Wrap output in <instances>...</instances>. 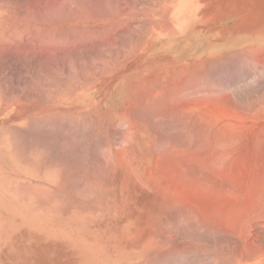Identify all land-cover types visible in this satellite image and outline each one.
I'll return each instance as SVG.
<instances>
[{
	"label": "rangeland",
	"instance_id": "1",
	"mask_svg": "<svg viewBox=\"0 0 264 264\" xmlns=\"http://www.w3.org/2000/svg\"><path fill=\"white\" fill-rule=\"evenodd\" d=\"M161 1L0 0L2 9L30 12L23 34L14 29L0 41L6 72L23 75L13 84L23 93L14 108L28 110L9 114L15 128H0V264L244 263L241 231L236 238L221 221L165 210L142 178L170 141L190 142L196 122H229L251 133L243 138L263 130L264 16L231 54L151 59L145 28ZM198 161L197 172L205 166ZM149 232L155 238L146 247ZM250 234L264 244V230Z\"/></svg>",
	"mask_w": 264,
	"mask_h": 264
},
{
	"label": "bare ground",
	"instance_id": "2",
	"mask_svg": "<svg viewBox=\"0 0 264 264\" xmlns=\"http://www.w3.org/2000/svg\"><path fill=\"white\" fill-rule=\"evenodd\" d=\"M259 57H261V56H259ZM142 80H145V79H142ZM172 81H174V80H172ZM176 82L179 83L178 80ZM174 83H175V81H174ZM131 84H132V82H131ZM139 85H141V84H139ZM173 86H175V85H173ZM143 88L146 89L144 86H143ZM143 88H142V90H143ZM159 88H161V87H159ZM148 90H150V89L147 88V92H148ZM171 91H173V90H171ZM177 96H178V94H177ZM213 99H212V101H213ZM214 100H217V99H214ZM152 101H154V100H152ZM204 103H206V102H204ZM217 103H220V102L217 101ZM230 103H231V100H230ZM149 105H150V103H149ZM214 105H215V103H214ZM224 106H226V105H224ZM210 108H212V107H210ZM126 109L124 110L125 112H126ZM162 109H163V107H162ZM183 109H185V108H183ZM187 111L190 112L191 110L189 109ZM204 111L206 112L205 109H204ZM204 111H201V112L203 113ZM234 111H236V110H234ZM258 111H259V109H258ZM251 112L253 113V111H251ZM131 113H133V112H131ZM191 114H193V112H191ZM209 114H210V111H209ZM217 114H216L215 118L218 117ZM184 115L185 114H183V116ZM221 115H223V114L220 113L219 116H221ZM233 115H237V114L234 113ZM238 115L236 116V118L234 116V119L236 120L238 117H240L237 120H239V121L243 120V119H241V117L242 118H244V117L243 116H238ZM263 115H264V113H263ZM186 116L189 117L190 114H189V116L188 115H186ZM193 116H195V115H193ZM227 116H229L228 113L226 114L225 117H227ZM229 117H231V116H229ZM176 118H177V116H176ZM189 118L191 119V117H189ZM210 118H212V117H210ZM210 118H208L209 121H210ZM220 118L223 119V117H220ZM247 118H249V116ZM193 119H194V117H193ZM234 119H233V123H235ZM245 120H250V118L249 119H245ZM122 121H125V120H122ZM187 121H188V119H187ZM201 121H202V119H201ZM201 121H199V122H201ZM251 121H253V120L251 119ZM254 122H257V121H254ZM187 123H189V122H187ZM187 123H185V125ZM196 123L198 125H197V128L196 127L194 128V129H196V131L194 132L195 133V135H194L195 137L192 134L194 129H192V126H191V129L193 131L191 130L192 132H190V133L192 134L193 137H191L192 139H190V137H189L190 142L187 141V137L188 136L185 137V139L183 141V142L187 141L188 143L187 142L186 143H183V142L181 143V141H180L179 144H174L173 145V142L169 140L170 141L169 143L170 144L172 143V146L170 147V149L167 152L161 153L162 155H160L159 157L154 158L155 161H154L153 165L151 164L152 166L150 167V169L147 168L148 170H145V174H144L145 175V177H144L145 179H143L141 177L143 182L145 183L144 186L148 185V187L151 188L152 191L153 190L156 191V193H154V194H157V196L153 197V198H157L159 200L166 201L167 204H164V208L167 205H168V207L176 206V207H179V208H183L185 211H187V214L189 213V215L192 214V215H196L197 217L205 218L212 224L215 223V222L219 223L221 221V223L226 228L232 230L233 232L234 231H238V232L241 231V234L240 233L238 234V237L241 238V241H240V239H238V240H239V242H241L242 248L246 250V253H244V255L245 254L246 255L244 257L240 258V260L244 261L243 264H264V246H263L264 244L261 246L259 243L256 242L261 247L257 246L256 243L253 242V239H252L253 237H251V234L249 235V233H251V231L254 230V229L257 230V231L261 230V229L264 230V221H262V219H261V218L264 217V171H262L264 169L263 168V165H264L263 160L264 159L262 158L263 152H264V136H263L264 135V126H263V130L261 129L257 133V135H255L256 134L255 133L254 134L255 136H252L250 138H243L244 137L243 135H245L246 133H247V135H246L247 137L251 136V133L248 136L249 131L247 129L243 128L244 132H246V130L248 132H246L245 134L242 135L240 133V130L238 128L235 129L234 125H232L229 122H227L225 124H219V123L215 124V123H213V124H203V125H199L198 122H196ZM196 123H194V125H196ZM237 124H239V123H237ZM263 124H264V122H263ZM189 126H190V123H189ZM189 126H186V127H189ZM245 126H247V125H245ZM245 126L243 125V127H245ZM252 126L254 127V124ZM255 126H257V123H256ZM240 127H242V125H240ZM260 127H262V126H259V128ZM259 128H257V130H259ZM186 133H188V132H186ZM186 133H185V135H186ZM252 133H253V131H252ZM167 134H169V133H167ZM189 136H191V135L189 134ZM126 137H127V135H126ZM124 139H125V137H124ZM162 141H163V138H162ZM164 143H165V141H164ZM120 157H122V156H120ZM261 158H262V161L259 162V163H263V164H261L262 165L261 166L262 170H260L261 167H260V165L258 163V161ZM195 159L199 160L198 161L199 164L203 163V165H205L206 167L205 166L202 167V166L199 165L202 168L200 170H198V172H197V169H196V171H194L195 167L192 168L191 164H192V161H194V163H195ZM195 165H197V162L195 163ZM223 165H224V167H223L224 170L222 169ZM207 167L210 169V171L214 170L215 169L214 167H217L218 170H219V167H220V169H222L223 171L219 170V173H217L218 170L216 169L217 170L216 171L217 175H216L215 170H214V173L213 172L209 173L208 171H206ZM132 170H134V168ZM135 171L136 170H134V172ZM131 173H133V172H131ZM123 175H124V173H123ZM134 175H136V174L134 173V174H132L130 176H134ZM241 175H243V176H241ZM238 176H241V177H238ZM135 177L137 178L138 176L136 175ZM175 180L176 181H180V182H178V184H175V182H176ZM237 180H238V183H237ZM139 181H140V179H139ZM239 181H242V182L240 183ZM127 183H128V181H127ZM180 184H182V185H180ZM145 187H147V186H145ZM148 191H150V189L147 190V192ZM152 191L150 193L151 195H152ZM239 199H242V200H239ZM159 202L162 203L163 201H159ZM141 204H142V202H141ZM155 204H156V202H155ZM160 206H162V205L160 204ZM165 210H166V208H165ZM168 210H171V209H168ZM174 212H176V210ZM175 215H177V214H175ZM179 215H180V212H179ZM158 217H160V216H158ZM259 219L261 220V222H260ZM240 226H241V228H240ZM215 227L217 228L218 226H215ZM211 229H213V227H211ZM155 230L156 229H154V231ZM159 231H161V230H159ZM172 232H173V230H172ZM228 233H230L229 230H228ZM237 233H235L236 234V238H237ZM255 233H256V231H255ZM260 233H263V232H260ZM253 234H254V232H253ZM231 236H232V234H231ZM257 237L258 236H256V238ZM154 238H155V235H153L150 232L147 233L144 236V241H143V242H147V243H145V246L146 247H150V245L152 244L151 242H154ZM162 238H163V236H162ZM256 238H254L255 241H256ZM261 238H262V236H261ZM232 243H233V241H232ZM235 245H236V243H235ZM175 249H176V247H175ZM239 249H240V247H239ZM159 251L160 250H158V252ZM171 251L173 252V250H171ZM234 251H236V249ZM240 256H242V255H240ZM250 260H251V262H250Z\"/></svg>",
	"mask_w": 264,
	"mask_h": 264
},
{
	"label": "crops",
	"instance_id": "3",
	"mask_svg": "<svg viewBox=\"0 0 264 264\" xmlns=\"http://www.w3.org/2000/svg\"><path fill=\"white\" fill-rule=\"evenodd\" d=\"M263 4L264 0H163L158 3L156 12L148 14L144 48L150 50L151 59L159 55L186 59L231 54L247 46L252 39L255 16H264ZM29 17V10L0 8V41L7 39V34H12L14 29L23 34L30 27ZM35 23L40 25L38 21ZM2 55L0 53V122L3 124L0 128L13 129L15 124L9 114L28 111L23 107L14 108L13 101V97L23 94L13 87L23 75L6 72L7 63ZM4 113L6 115L2 116Z\"/></svg>",
	"mask_w": 264,
	"mask_h": 264
}]
</instances>
